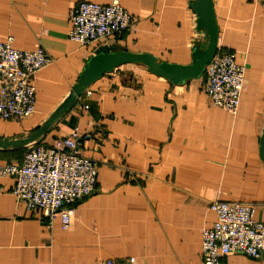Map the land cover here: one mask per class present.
Here are the masks:
<instances>
[{"label": "crops", "instance_id": "1", "mask_svg": "<svg viewBox=\"0 0 264 264\" xmlns=\"http://www.w3.org/2000/svg\"><path fill=\"white\" fill-rule=\"evenodd\" d=\"M82 0H0V41L53 58L34 82V113L0 119L1 137L35 131L65 100L87 59L106 46L189 64L207 37L196 27L195 0H118L132 18L121 36L81 45L69 38V11ZM108 4L112 0H84ZM218 47L244 66L235 114L211 104L204 74L172 83L138 63L105 73L31 144L0 149V165L25 150L87 132L82 154L97 165L96 191L79 200L68 226L48 228L40 212L11 193L0 174V264H203L202 231L212 226L211 202L254 205L264 222V0H213ZM225 264H264L229 254Z\"/></svg>", "mask_w": 264, "mask_h": 264}, {"label": "built area", "instance_id": "2", "mask_svg": "<svg viewBox=\"0 0 264 264\" xmlns=\"http://www.w3.org/2000/svg\"><path fill=\"white\" fill-rule=\"evenodd\" d=\"M69 38L87 45L121 36L132 18L118 0L108 4L79 1L68 14ZM12 36L0 41V119L20 120L34 113L37 73L53 58L37 44L31 50L12 47ZM205 93L211 104L235 114L245 86L244 66L229 46L218 47L205 67ZM87 132L74 131L51 145L28 148L19 163L0 165V174L14 179L11 193L29 210L40 212L48 228L56 215L65 229L79 200L93 194L97 165L82 154ZM209 208L216 218L202 231L203 264H225L229 254L264 260V222L253 219L254 205L216 200ZM98 264H116L106 259Z\"/></svg>", "mask_w": 264, "mask_h": 264}, {"label": "water", "instance_id": "3", "mask_svg": "<svg viewBox=\"0 0 264 264\" xmlns=\"http://www.w3.org/2000/svg\"><path fill=\"white\" fill-rule=\"evenodd\" d=\"M191 8L196 14V27L198 30L205 32L207 43L203 48L194 46L192 60L189 64L158 61L155 56L148 53H132L118 50L115 46H106L87 59L65 100L52 112L43 124L26 136H0V149H19L40 138L48 131L50 125L74 103L91 83L121 64H143L151 73L164 77L176 84L201 76L205 71L206 65L218 49V26L213 9V0H195L191 3ZM260 144V153L264 162V128L262 130Z\"/></svg>", "mask_w": 264, "mask_h": 264}, {"label": "trees", "instance_id": "4", "mask_svg": "<svg viewBox=\"0 0 264 264\" xmlns=\"http://www.w3.org/2000/svg\"><path fill=\"white\" fill-rule=\"evenodd\" d=\"M204 74V73H203ZM205 75V74H204ZM26 151V150H25Z\"/></svg>", "mask_w": 264, "mask_h": 264}]
</instances>
